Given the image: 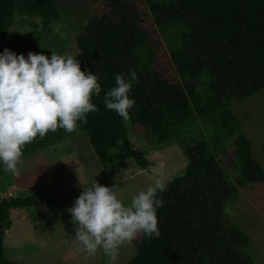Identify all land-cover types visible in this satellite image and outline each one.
I'll return each mask as SVG.
<instances>
[{
  "label": "trees",
  "instance_id": "obj_1",
  "mask_svg": "<svg viewBox=\"0 0 264 264\" xmlns=\"http://www.w3.org/2000/svg\"><path fill=\"white\" fill-rule=\"evenodd\" d=\"M17 16L40 19L50 31L61 14L57 0H0V52L27 56L37 52V39L10 37ZM76 44L101 86L92 97L97 111L70 133L58 128L37 136L23 146L21 160L84 133L105 173L130 163L148 170L147 153L135 149L130 134L148 132L155 145L190 140L183 149L186 170L159 193L161 235L138 234L131 241L135 256L126 264H255L240 219V190L264 182V168L231 101L264 92V0H103ZM129 69L138 83L129 93L134 104L125 122L105 108L103 96L115 74L127 77ZM42 204L34 196L0 195V264H17L4 257L11 211Z\"/></svg>",
  "mask_w": 264,
  "mask_h": 264
},
{
  "label": "rangeland",
  "instance_id": "obj_2",
  "mask_svg": "<svg viewBox=\"0 0 264 264\" xmlns=\"http://www.w3.org/2000/svg\"><path fill=\"white\" fill-rule=\"evenodd\" d=\"M57 1L61 16L52 23L50 31L44 30L40 19L17 16L10 37H35L37 53L49 58L52 51L58 55H71L80 61L83 71L87 66L80 57L76 37L82 32L93 7L103 0ZM231 109L252 142L254 156L264 168V92L251 98L232 100ZM201 139L196 138L193 142ZM130 140L135 149L147 153L150 169L142 170L130 163L105 173L87 135L81 133L22 159L18 164V176L0 170L2 198L34 196L43 203L38 207L11 211V227L4 239V257L17 264H107V257L101 249L94 255H86L73 242L76 225L67 209L73 205L83 185L96 181L103 186H116L118 196L128 204L134 195L157 178L151 171L153 167L162 170V179L168 184L183 174L188 165L183 149L190 145V140L181 144L155 145V139L148 132L141 136L130 134ZM227 149L232 152V142L227 144ZM224 159L220 157L223 165ZM240 193V219L248 228L254 263L264 264V182L245 186ZM135 253L131 242L121 245L114 264L128 263Z\"/></svg>",
  "mask_w": 264,
  "mask_h": 264
},
{
  "label": "clouds",
  "instance_id": "obj_3",
  "mask_svg": "<svg viewBox=\"0 0 264 264\" xmlns=\"http://www.w3.org/2000/svg\"><path fill=\"white\" fill-rule=\"evenodd\" d=\"M115 85L104 93L107 110L116 112L123 121L129 119L130 98L137 73L115 74ZM101 86L97 75L81 70L80 61L71 55L52 51H29L27 56L8 48L0 52V166L14 176L20 175L22 148L37 136L43 139L58 128L72 132L77 122H85L87 114L97 111L92 97L99 96ZM155 178L146 189L124 204L116 186L98 182L83 185V190L67 209L76 225L73 242L86 255L101 249L107 264H114L121 245L131 242L138 234L146 239L159 238L157 209L164 200L159 193L167 190L159 167L151 169Z\"/></svg>",
  "mask_w": 264,
  "mask_h": 264
}]
</instances>
